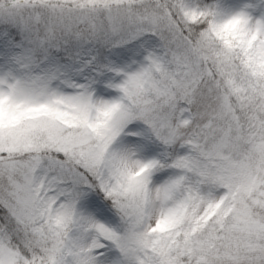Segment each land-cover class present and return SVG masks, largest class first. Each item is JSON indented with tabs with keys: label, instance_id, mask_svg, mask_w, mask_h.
I'll return each instance as SVG.
<instances>
[{
	"label": "snow or ice",
	"instance_id": "6c2138e0",
	"mask_svg": "<svg viewBox=\"0 0 264 264\" xmlns=\"http://www.w3.org/2000/svg\"><path fill=\"white\" fill-rule=\"evenodd\" d=\"M0 264H264V0H0Z\"/></svg>",
	"mask_w": 264,
	"mask_h": 264
},
{
	"label": "rangeland",
	"instance_id": "374dc122",
	"mask_svg": "<svg viewBox=\"0 0 264 264\" xmlns=\"http://www.w3.org/2000/svg\"><path fill=\"white\" fill-rule=\"evenodd\" d=\"M104 98H108V97H104Z\"/></svg>",
	"mask_w": 264,
	"mask_h": 264
}]
</instances>
